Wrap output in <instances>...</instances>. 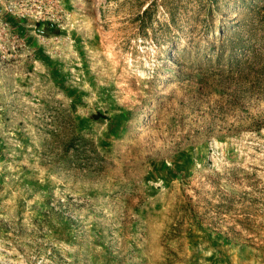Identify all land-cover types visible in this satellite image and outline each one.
Returning <instances> with one entry per match:
<instances>
[{
	"label": "rangeland",
	"instance_id": "rangeland-1",
	"mask_svg": "<svg viewBox=\"0 0 264 264\" xmlns=\"http://www.w3.org/2000/svg\"><path fill=\"white\" fill-rule=\"evenodd\" d=\"M0 264H264V0H0Z\"/></svg>",
	"mask_w": 264,
	"mask_h": 264
},
{
	"label": "trees",
	"instance_id": "trees-1",
	"mask_svg": "<svg viewBox=\"0 0 264 264\" xmlns=\"http://www.w3.org/2000/svg\"><path fill=\"white\" fill-rule=\"evenodd\" d=\"M249 8H251V7H249ZM208 13H209V17H208V20H207L208 22L207 23H208V27L211 28L212 23L214 22V20H213V18H214L213 17L214 16V12H213V10L209 9V12ZM220 31H221V29L218 27V37H216V39H218V40H220V42H222L223 39L225 38L224 35H223L225 31H221V32ZM233 33L237 34L236 31H234ZM212 36L214 37V34ZM228 44H229V46L231 48V51H233L236 48H241V47L244 46L243 43H242V40L239 39V37H237L234 41L229 40V43ZM95 116L97 118H101V117L107 118L105 115H103L101 113H98ZM192 233H193V231L188 228L187 229V236H188V238H191L192 237Z\"/></svg>",
	"mask_w": 264,
	"mask_h": 264
}]
</instances>
